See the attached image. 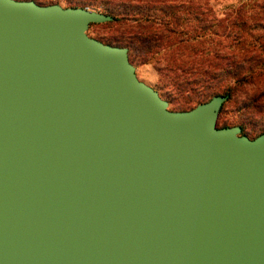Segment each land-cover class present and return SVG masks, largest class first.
Listing matches in <instances>:
<instances>
[{
    "label": "water",
    "instance_id": "obj_1",
    "mask_svg": "<svg viewBox=\"0 0 264 264\" xmlns=\"http://www.w3.org/2000/svg\"><path fill=\"white\" fill-rule=\"evenodd\" d=\"M111 20L0 0V264H264V132L170 110Z\"/></svg>",
    "mask_w": 264,
    "mask_h": 264
},
{
    "label": "trees",
    "instance_id": "obj_2",
    "mask_svg": "<svg viewBox=\"0 0 264 264\" xmlns=\"http://www.w3.org/2000/svg\"><path fill=\"white\" fill-rule=\"evenodd\" d=\"M88 1L112 16L107 25L113 32L104 43H145L166 91L226 95L217 122H226L233 101L243 110L234 122L264 113V0ZM211 1L227 10L212 8Z\"/></svg>",
    "mask_w": 264,
    "mask_h": 264
},
{
    "label": "rangeland",
    "instance_id": "obj_3",
    "mask_svg": "<svg viewBox=\"0 0 264 264\" xmlns=\"http://www.w3.org/2000/svg\"><path fill=\"white\" fill-rule=\"evenodd\" d=\"M41 4H49V3H58L62 6H78L85 7L88 9L99 11L98 8L94 7L92 3L88 0H35ZM94 1V0H93ZM239 2V0H231L225 2V4H229L231 2ZM212 8L216 10H227L224 8V3L214 4L213 1L210 2ZM113 27L107 25V22L103 23H92L88 26L86 33L93 38H96L102 42H105L108 36L111 35ZM254 34L257 35V32ZM145 43L143 42H134L129 46H126L128 49V55L131 63L135 67V73L137 77L150 85L153 89H155L163 99L168 101V108L173 111H181L185 108H191L197 105V103L203 99L209 100L210 97L206 94L202 96L200 93H177L174 90H171V93L166 91V87H162L160 84L159 74L154 66L152 60H150L146 48ZM166 80V79H162ZM167 84V83H166ZM200 104V103H198ZM243 115V110L237 102H231L227 105L224 120L226 122H217L218 127L224 126H238L241 124L244 126V135L249 138H254L258 136L264 130V113L256 114L252 117L250 122H234L235 119L240 118Z\"/></svg>",
    "mask_w": 264,
    "mask_h": 264
}]
</instances>
